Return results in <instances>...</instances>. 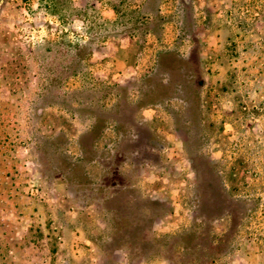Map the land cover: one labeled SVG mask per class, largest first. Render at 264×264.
I'll return each mask as SVG.
<instances>
[{
	"label": "rangeland",
	"instance_id": "1",
	"mask_svg": "<svg viewBox=\"0 0 264 264\" xmlns=\"http://www.w3.org/2000/svg\"><path fill=\"white\" fill-rule=\"evenodd\" d=\"M0 264H264V0H0Z\"/></svg>",
	"mask_w": 264,
	"mask_h": 264
}]
</instances>
